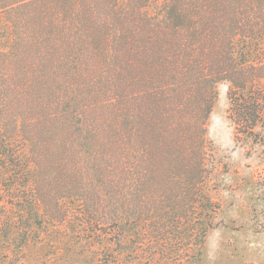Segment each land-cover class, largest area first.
<instances>
[{
    "label": "trees",
    "instance_id": "trees-1",
    "mask_svg": "<svg viewBox=\"0 0 264 264\" xmlns=\"http://www.w3.org/2000/svg\"><path fill=\"white\" fill-rule=\"evenodd\" d=\"M0 13V207L22 238L68 200L82 225L121 228L119 246L158 241L197 264L220 212L204 188L216 85L236 136L264 128V0H0Z\"/></svg>",
    "mask_w": 264,
    "mask_h": 264
},
{
    "label": "rangeland",
    "instance_id": "rangeland-1",
    "mask_svg": "<svg viewBox=\"0 0 264 264\" xmlns=\"http://www.w3.org/2000/svg\"><path fill=\"white\" fill-rule=\"evenodd\" d=\"M9 44L10 29L0 13V50ZM227 89L226 82L216 85L206 122L204 188L220 205V212L213 221L215 227L206 233L197 264H264V128L258 127L252 139L236 136L227 118ZM64 202L54 219L44 218L43 225L31 227L24 239L14 227L19 226V213L0 207V264H178L173 260L178 257L166 251L162 242L133 238L119 246L121 228L114 223L82 225L87 220L83 209L74 201ZM5 222L7 238L3 237ZM136 244L140 249L134 255L129 251ZM192 254V250L183 253V264H191Z\"/></svg>",
    "mask_w": 264,
    "mask_h": 264
}]
</instances>
